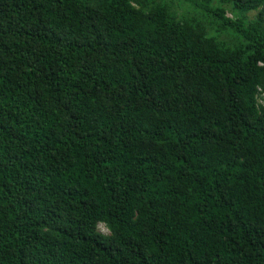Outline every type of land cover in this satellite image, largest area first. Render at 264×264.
<instances>
[{
	"label": "trees",
	"instance_id": "trees-1",
	"mask_svg": "<svg viewBox=\"0 0 264 264\" xmlns=\"http://www.w3.org/2000/svg\"><path fill=\"white\" fill-rule=\"evenodd\" d=\"M260 89L264 0H0V264H264Z\"/></svg>",
	"mask_w": 264,
	"mask_h": 264
},
{
	"label": "built area",
	"instance_id": "built-area-1",
	"mask_svg": "<svg viewBox=\"0 0 264 264\" xmlns=\"http://www.w3.org/2000/svg\"><path fill=\"white\" fill-rule=\"evenodd\" d=\"M258 102L264 103V89H260L258 93Z\"/></svg>",
	"mask_w": 264,
	"mask_h": 264
},
{
	"label": "rangeland",
	"instance_id": "rangeland-1",
	"mask_svg": "<svg viewBox=\"0 0 264 264\" xmlns=\"http://www.w3.org/2000/svg\"><path fill=\"white\" fill-rule=\"evenodd\" d=\"M228 15H229L230 17L233 16V14H231V13H228ZM251 15H252L251 17H253V16L255 15V13H252ZM221 36H222L223 39L228 38V35H227V34H222ZM103 231H105V232L107 233V230H104V229H103Z\"/></svg>",
	"mask_w": 264,
	"mask_h": 264
},
{
	"label": "clouds",
	"instance_id": "clouds-1",
	"mask_svg": "<svg viewBox=\"0 0 264 264\" xmlns=\"http://www.w3.org/2000/svg\"><path fill=\"white\" fill-rule=\"evenodd\" d=\"M257 100H258V95H257Z\"/></svg>",
	"mask_w": 264,
	"mask_h": 264
}]
</instances>
